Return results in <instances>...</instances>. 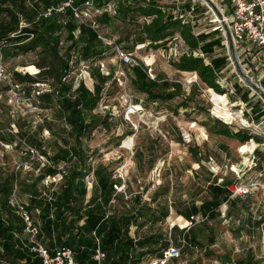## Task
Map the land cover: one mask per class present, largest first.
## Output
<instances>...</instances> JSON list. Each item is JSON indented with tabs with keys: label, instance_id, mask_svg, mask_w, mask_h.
<instances>
[{
	"label": "trees",
	"instance_id": "1",
	"mask_svg": "<svg viewBox=\"0 0 264 264\" xmlns=\"http://www.w3.org/2000/svg\"><path fill=\"white\" fill-rule=\"evenodd\" d=\"M62 1L0 0V60L5 62V59L21 53H40V59L35 62L37 67L27 64V72L12 70L11 76L32 106L52 111L56 119L45 118L32 128L21 123L19 116L7 112V122L3 120V126L0 125L2 146L18 144L29 147L24 153L27 161H30L32 152L38 161V157H46L41 167L38 166L40 161L35 165L37 174L32 170L22 171L23 163L11 169L0 164V264H42L41 257L33 250L35 246L45 247L50 253L61 246L69 247L75 253V260L81 264H85L86 257L90 258V264H141L161 257L164 249L171 245L179 247L180 255L165 264H202V259L213 256L211 247L217 239L215 226L222 218L220 205L225 204L227 216L240 209L237 207L242 199L238 196L231 198L229 188L237 178L222 176L219 180L206 169L209 176L201 186L200 199L191 197L187 203L183 199L169 201V186L155 189L147 199H142L140 193L126 198L125 191L119 192L114 187L122 180L113 177L107 166H92L85 145L94 129L109 123V114L95 110L112 73L102 74L98 65L90 64L88 69L93 79L90 88L83 81L69 77V62L72 60L71 51L75 55V64L80 59L94 61L104 54H115L113 48H107L97 37L101 21L125 27L130 44L122 46L123 49H133L137 43H147L149 48H164L168 39L178 34L182 43L178 57L171 63L178 71L197 75V82L190 86L187 94L183 93L182 84L176 79L158 74L150 78L142 65L127 66L131 85L144 96L145 103L166 106L167 110L170 108L177 113L179 107H188L195 99L196 90L209 88L216 95H223L226 91L217 81V67L223 66L226 60L224 54L214 53L220 40L214 39L219 43L212 41L210 34L194 35L189 24L164 13L156 0H90V5L85 4L86 0H71V6L88 11L89 15L83 17L84 23L74 18L70 6L64 7L63 11L52 9L51 15L44 16L45 9ZM109 3H113V13L104 9ZM101 9L104 10L100 13ZM91 19L96 28L88 25ZM64 32L69 45L66 54H61L60 42ZM197 48L208 56L209 62L202 56L192 55V50ZM44 81H49V89L36 93L38 88L33 84ZM234 86L237 93L240 86L236 83ZM241 96L245 97L243 101L248 100L246 92ZM175 98L178 102L172 105ZM200 124L209 134L236 138L241 143L250 138L262 142L259 136L248 130H232L218 118L207 116ZM44 128L52 133L49 146L50 140L45 143V138L40 136ZM255 150L258 159L264 160V150ZM189 151L199 164L198 170L205 168V156L194 147ZM90 170L94 179L86 198L85 178ZM57 174L60 179L56 183H43L47 176ZM117 203L122 209L117 208ZM172 208L176 217L188 219L190 214H200L205 219L186 230L174 224L163 231L159 223L167 219ZM23 213L28 214L30 224L25 222ZM96 248L105 254L99 262L95 259ZM189 253L191 256L181 263L180 260ZM222 260L230 264L259 263L250 249L244 256L235 258L233 252L227 251Z\"/></svg>",
	"mask_w": 264,
	"mask_h": 264
},
{
	"label": "rangeland",
	"instance_id": "2",
	"mask_svg": "<svg viewBox=\"0 0 264 264\" xmlns=\"http://www.w3.org/2000/svg\"><path fill=\"white\" fill-rule=\"evenodd\" d=\"M84 16L86 17V15ZM99 25V32L114 41L117 46L125 47L130 44L129 39L125 36L124 26L117 25L116 27L103 21L99 22ZM65 34V32L62 33L60 42L61 54H66L67 45H69L65 39ZM209 37L214 41L213 33ZM215 41L219 43L218 39ZM167 43L164 50L161 47L149 48L147 44L125 50L131 52L140 65L145 67L146 72L180 81L183 93L187 94L191 89L190 86L197 81L193 82L195 79L193 72H182L174 68L171 63L172 57L168 54V46L170 45ZM104 44L107 48L115 49L113 45L106 42ZM70 53L72 60L69 62V65H71L69 77H72L75 81L81 80L86 86L92 88L93 79L88 69L90 64L98 65L102 74L112 73V78L106 83L103 97L98 102L95 110L102 114H109V123L94 129L87 137L85 144L92 166L97 164L107 166L113 172V177L120 178L122 183L114 185V187L119 192L125 191L127 193L126 198L140 193L142 199H147L155 189L169 186L168 200L183 199L186 203L191 197L200 199V191H203L201 186L209 176L206 170L208 168L209 171L219 177V180L222 176H228L232 179L239 177L238 179L241 180L246 174H249L247 179L256 177V180L262 186L257 184L258 188L255 187L256 189L254 188L252 193L245 198H240L242 202L237 207L240 209L235 212L232 211L231 216H228L230 217L229 220L223 221L222 217L220 218L221 223L217 221L218 223L215 226L217 239L211 247L213 256L208 255L202 259V264H230L222 260L227 251L233 252L235 258L238 255H245L248 249H254L252 245L255 247L260 245L257 241L252 243L247 238V233L243 227L237 226L236 223L238 222L237 219L242 217L248 225H251L252 219L250 216L253 215L260 216L258 221L264 220V180L260 178L262 175L259 174L263 171L255 170L256 165L252 163L258 145L253 139L241 143L236 138L209 134L200 124L207 116L214 117V115L219 114L226 122H231L229 128L232 130L235 127H242L243 124L248 126L249 129H252V127L256 129L254 124L259 123L263 117L262 113L255 111L261 104L260 99H258L259 104L254 103L253 105L254 112H250V106L245 105L239 99L243 100L245 98L241 94L246 90L243 91L240 88L237 93H233L230 97L229 93L216 95L209 88H201L196 90L197 96L189 103L188 107H179L177 113H174L170 108L167 110L166 106H159L153 102L145 103L144 96L131 85L127 66L121 64L119 58L117 59L114 55L104 54L94 61L86 62L80 59L75 64L73 62L74 52L71 51ZM39 56V52H29L5 59V62L0 60V73L3 74L0 75L1 126H3V120L7 122V112L15 117L19 116L21 123L24 122L25 126L32 128H35L36 124L45 118L48 120L55 119L52 111L32 106L29 98L22 93L21 86L14 83L11 76L12 70L22 73L27 72L25 65L33 64L36 66L35 62L40 59ZM101 62H103L102 66ZM38 70L37 68V72ZM235 73L230 67L227 68V71H224L223 75L228 81L227 88L232 87V75H235ZM48 83L49 81H44L38 85L33 84V86L34 88L40 87L44 91L49 89ZM8 85L9 88H6ZM254 99H257V97H254ZM177 102L178 98H175L171 101V104L176 105ZM141 103H145V105ZM232 114H234L233 118ZM15 127L13 126L14 130H16ZM54 127L56 128V124ZM256 131L261 134L264 131V123L260 124ZM40 136L45 138V143L50 140L47 146L51 145V132L44 128ZM40 136L38 137L40 138ZM15 137L18 139L19 136L16 135ZM244 144H252L251 149L243 151ZM15 145L5 144L2 146L0 143V164L11 169L23 163L22 171L32 170L33 173L37 174L38 168H35V165L40 161L38 166L41 167L46 162V157L42 155L38 157V161L36 154L32 152L34 155L30 153V161H27L24 153L29 147ZM190 147H194L205 156L203 159L205 168L196 169V162L189 151ZM89 172V175L85 178L88 191L86 198L90 195V187L94 179L93 171L90 170ZM59 179L60 174L47 176L44 178L43 183L49 185L51 182L56 183ZM230 187L232 188L233 185H230ZM116 206L122 209L121 204L117 203ZM221 206L222 204L220 208ZM174 224L179 227V225L183 226L185 222L182 223L181 217H176V213L172 208L167 219L163 223H159V226L163 231H167ZM240 230L244 233L243 236H241ZM131 234H133V231H131ZM247 244L250 245V248H246ZM254 251L256 252V250ZM214 255L219 256L221 260ZM189 256H191L190 253L183 257L180 262L183 263L186 261V257L188 259ZM256 259L259 262L258 264H264V258L256 257ZM84 263L90 264V258L86 257Z\"/></svg>",
	"mask_w": 264,
	"mask_h": 264
},
{
	"label": "built area",
	"instance_id": "3",
	"mask_svg": "<svg viewBox=\"0 0 264 264\" xmlns=\"http://www.w3.org/2000/svg\"><path fill=\"white\" fill-rule=\"evenodd\" d=\"M90 3V0L85 1V4L90 5ZM156 3L161 10L170 17L178 19L181 23L189 24L194 35L200 33H213L214 38L220 40V44L214 47V53L224 54L226 60L223 66L217 67V81L219 85L226 90L223 94H235L234 83L240 86L243 91L246 90L245 92L247 93L248 100L240 101L245 105L250 106V112L253 111L254 103L259 104L261 101L260 103L262 104V107L260 104L259 108L255 110L263 114L260 122L254 124V127L258 129L260 124L264 123V0H156ZM68 6H70L74 18L77 21L83 23L86 22L84 21L83 15H89L88 11H80L76 7L71 6V0H63L56 6L45 9L44 16L51 15L52 9L63 11V8ZM104 9L108 10L109 13H113V3H109ZM104 9H101L99 12L101 13ZM91 20L92 21H90L88 25L96 28L94 20ZM97 37L99 40L115 46V49L113 48L115 51L114 57L117 59L119 58L121 64L126 66L140 65L137 59L132 56L131 52L123 49L121 46H117L114 41L107 38L102 33L97 32ZM181 43L182 39H180L178 34H175L168 39L167 44L170 45L168 46V54L172 57L171 61H174L178 57L177 54L179 53ZM146 44L147 43H137L135 46L142 47ZM162 49L164 50L165 48ZM192 55L197 57L202 56L206 62H209L208 56L199 48L192 50ZM100 64L102 66L103 62ZM228 67L236 72L235 75H232V89L227 88L226 84L228 81L223 75ZM193 74L195 78L193 82H196L197 75L194 72ZM0 75L3 74L0 73ZM148 75L150 78H155V75L152 73H148ZM35 84L38 85L40 82ZM39 91H43L42 88L38 87V90H35L36 93ZM254 97H257V99H254ZM258 99H260V101ZM214 118L221 119L227 125L231 124V122H226L219 114L214 115ZM238 129L248 130L249 132L251 131L252 134L259 136L262 139V142L258 143L253 138L250 139H253L258 146L264 145V131L260 134L255 128L252 127L253 130L249 129V127L244 124L242 127L234 128V130ZM257 161L258 158L255 154L252 160L253 165H256ZM195 164L196 169H198L199 164ZM259 174H261V172H259ZM259 174L257 173V175ZM238 178L239 177H237V179ZM257 184L262 186V184L258 183L256 177H252V179L246 178L245 181L238 179L232 184V188L229 186L231 190L230 197L234 198L238 196L239 198H245L252 193L255 187L258 188ZM225 208V204L220 208V216L223 217V221L230 219V217L226 216ZM23 217L25 222L27 221L30 224L28 214L23 213ZM204 219L205 217L200 214H190L188 219L183 218L185 224L183 226L179 225V228L186 230L193 224L204 221ZM237 220L238 222L236 223L240 224V222H242V217ZM263 223L264 222L260 223L261 227L263 226ZM31 230L34 232L35 228H31ZM33 250H35L41 257L42 264H81L75 260V253L73 250L66 246H61L52 253L48 252L45 247L41 246H35L33 247ZM95 252V259L97 262L105 257L104 252L100 249L96 248ZM179 255V247L171 245L164 249L161 257L154 258L147 263L141 264H165L173 259V257H178Z\"/></svg>",
	"mask_w": 264,
	"mask_h": 264
},
{
	"label": "crops",
	"instance_id": "4",
	"mask_svg": "<svg viewBox=\"0 0 264 264\" xmlns=\"http://www.w3.org/2000/svg\"><path fill=\"white\" fill-rule=\"evenodd\" d=\"M230 97L232 96V94H229ZM228 95V96H229ZM239 98V97H238ZM240 100H242L241 98H239ZM253 110V109H252ZM254 111V110H253ZM261 143V142H260ZM259 150H264V145H260V147L258 146ZM258 158V157H257ZM255 170H259V171H263L260 175H262L260 178H262V180H264V160H259L257 161ZM249 174H246L245 177L242 180H245L247 178ZM237 178V177H236ZM221 179V177H220ZM238 180V179H237ZM226 207V206H225ZM181 217V216H180ZM255 215L250 216V218L252 219L251 225H248V223L246 222V220L242 219V222H240V224H237V226L243 227V229L245 230V232L247 233V238H249V240L254 243L255 241L259 242L260 245H258L257 247H255L254 245H252L254 247V249L252 248V254L255 257H259V258H263V251H264V223L263 226H260V222L256 221L259 220V217H256L255 219ZM183 218V217H182ZM261 222H264L261 221ZM253 223V225H252ZM245 227V228H244ZM248 229V230H247ZM241 232V236H243V232L240 230ZM250 243V242H249ZM243 248V247H242ZM246 248H250V245L247 244ZM256 250V252L254 251ZM244 256V255H243Z\"/></svg>",
	"mask_w": 264,
	"mask_h": 264
},
{
	"label": "bare ground",
	"instance_id": "5",
	"mask_svg": "<svg viewBox=\"0 0 264 264\" xmlns=\"http://www.w3.org/2000/svg\"><path fill=\"white\" fill-rule=\"evenodd\" d=\"M211 92H213V90L212 89H209ZM216 110V109H215ZM233 116H234V114H232V118H233ZM251 146H252V144H244L243 145V147H242V150L243 151H247V150H249V149H251ZM180 217V216H179ZM181 221H182V223H184V220H183V218L181 217Z\"/></svg>",
	"mask_w": 264,
	"mask_h": 264
}]
</instances>
